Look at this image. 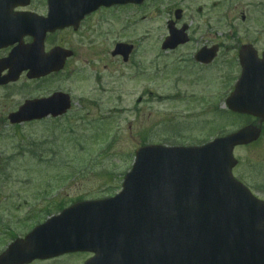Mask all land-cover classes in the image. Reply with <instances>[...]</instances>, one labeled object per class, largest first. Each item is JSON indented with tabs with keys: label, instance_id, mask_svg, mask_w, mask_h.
Here are the masks:
<instances>
[{
	"label": "rangeland",
	"instance_id": "obj_1",
	"mask_svg": "<svg viewBox=\"0 0 264 264\" xmlns=\"http://www.w3.org/2000/svg\"><path fill=\"white\" fill-rule=\"evenodd\" d=\"M175 8L188 9L180 21L185 24L191 23L189 13L200 8L192 26L205 19L211 24L210 35H232V27L241 35L264 15V0H158L154 6L120 11L118 20L110 22L113 30L105 21L113 12H103L89 18L78 33H59L63 44L75 50L68 67L75 65L77 73H62L59 82L55 77L38 82L23 95L15 93L20 86L10 90L12 101H17L32 92L45 95L60 88L70 95L71 110L58 119L21 127H11L6 120L0 125V253L14 235L58 213L56 204L70 206L118 193L134 150L143 143L194 146L253 119L227 112L224 98L218 100L238 76L234 66L227 69L226 56L201 72L187 71L179 54L159 50ZM239 10L250 18L242 22ZM115 32L127 41L136 36L129 63L109 57ZM12 101L7 89L0 90L1 115ZM234 156L236 178L264 197V125L260 137L237 147ZM89 256L70 253L30 264H83Z\"/></svg>",
	"mask_w": 264,
	"mask_h": 264
},
{
	"label": "water",
	"instance_id": "obj_2",
	"mask_svg": "<svg viewBox=\"0 0 264 264\" xmlns=\"http://www.w3.org/2000/svg\"><path fill=\"white\" fill-rule=\"evenodd\" d=\"M170 33L164 48L180 37ZM247 63L227 105L264 121V102L255 103L254 98L263 89L257 80L264 78V71ZM68 106L67 98L56 96L35 102L21 118L55 116ZM259 132L247 126L200 147L136 150L122 192L78 203L47 220L10 244L0 264L82 249L94 253L85 264H264V202L255 201L231 174L233 147L255 140Z\"/></svg>",
	"mask_w": 264,
	"mask_h": 264
},
{
	"label": "flooded vegetation",
	"instance_id": "obj_3",
	"mask_svg": "<svg viewBox=\"0 0 264 264\" xmlns=\"http://www.w3.org/2000/svg\"><path fill=\"white\" fill-rule=\"evenodd\" d=\"M156 1L158 0H143L139 3H114L110 6L102 5L83 15V18L77 26L72 25L63 29L54 28L50 31L44 30V35L41 39L42 28H40L39 23L45 22L48 10L47 0H0V90L7 89L8 98L12 101L13 96L11 94L13 91L10 89L13 87L20 86L21 90L17 89L15 93L23 95V92L31 89L32 86L38 87V82L44 83L45 80L54 77L56 78V82H59L58 77L62 73L67 77L76 74L77 69H75V65L68 67L69 62L75 56V50L63 44L62 38L58 35L59 33L65 31L78 33L82 25L88 21L89 18L99 13L102 14L103 12H113L112 16H107L105 19L106 23L110 25L111 21L116 22L118 20L117 14L120 11L127 8H139L145 4L154 6ZM188 1L190 2L192 0ZM235 8H237V6ZM235 8L232 5L231 9ZM170 9L171 7L168 11ZM185 11L181 8H175L173 10L172 19L170 18L166 22V27L170 24L171 28L177 31L184 30L185 35L178 38V44L163 49V43L166 40L168 41L166 35L160 40L158 47L162 53L171 55L175 53L179 54V63L187 64V66L182 65L187 71H189L190 68H196L201 72V70L205 68L212 67L214 62L224 55L229 59V61H227V69H229L230 66H234L236 69L235 72L239 75L241 71L240 54H245L252 60L262 57L264 52V15L253 21L252 25L254 28L247 32L243 31L241 34L242 36L235 34L233 27L231 29L232 35L220 34L213 36L207 33V31L212 28L210 22L205 19L200 20V23L198 21V24L192 26L193 18L195 19L196 17L195 11L200 12V8H195L193 14L189 13L190 20L188 21L191 23L188 24L180 22ZM229 11L227 12L229 13ZM227 12H225V15L228 14ZM247 16L250 18L249 15H245L243 10H239V17L242 22L247 19ZM21 21L22 23L18 24V22ZM232 25L235 24L232 23ZM110 27L113 30L111 25ZM120 34L121 33L115 32L114 36L117 39H112V44H110L111 47L109 45L110 49L109 47L107 49H109V57L112 59L116 58L119 62L126 64L130 62L132 55L136 51L137 45H135V43L137 39L135 36L134 40L127 41L124 40ZM9 56H11L10 60L8 59ZM229 83H233V80ZM56 92L67 93L57 88L45 95H33L32 92V94H27L20 100L12 101L2 115L0 113V124L5 120L8 122L9 114L16 112L23 102L47 98ZM69 101H71V99ZM70 106L72 107V101ZM71 107L68 111L71 110ZM68 111H66L65 114H67ZM59 117L52 118L51 116H47L44 119H58ZM252 121L255 122V120ZM31 122L34 123L35 121L22 122L20 124H28ZM259 198L264 199V197Z\"/></svg>",
	"mask_w": 264,
	"mask_h": 264
}]
</instances>
